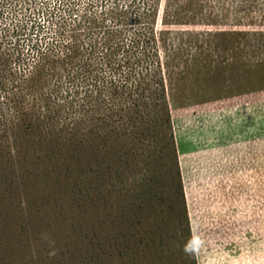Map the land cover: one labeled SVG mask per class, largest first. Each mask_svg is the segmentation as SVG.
Instances as JSON below:
<instances>
[{
    "label": "trees",
    "instance_id": "obj_1",
    "mask_svg": "<svg viewBox=\"0 0 264 264\" xmlns=\"http://www.w3.org/2000/svg\"><path fill=\"white\" fill-rule=\"evenodd\" d=\"M10 1L15 0H0V18ZM126 1L114 0L99 10L91 1L79 12L75 0H57L37 12L51 19V31L44 30L35 11L27 16L30 6L22 8V20L1 24L0 172H21L32 159L55 165L63 154L79 163L88 158L105 163L115 175L123 212L119 245L135 254L157 245L169 254L162 264H196L155 33L161 0ZM164 20L260 28L264 0H164ZM200 35L206 42L207 34ZM257 36L238 33L224 51L252 54L248 65L257 61L263 69L264 40L258 46ZM197 50V56L207 53ZM159 195L166 219L145 238L137 231L138 221L142 211L160 205ZM96 244L104 251L105 242ZM97 252L92 263L101 258Z\"/></svg>",
    "mask_w": 264,
    "mask_h": 264
},
{
    "label": "rangeland",
    "instance_id": "obj_2",
    "mask_svg": "<svg viewBox=\"0 0 264 264\" xmlns=\"http://www.w3.org/2000/svg\"><path fill=\"white\" fill-rule=\"evenodd\" d=\"M15 1L4 7L0 26L22 20V8L30 6L27 16L35 11L51 31V19L37 12L57 0ZM91 1L99 10L114 0H75V8L80 12ZM163 4L155 33L195 263L264 264V68H257V61L248 65L252 54L224 51L238 33H258L259 46L264 27L167 24ZM200 34H207L206 42ZM198 46L207 53L197 56ZM174 63L177 68H171ZM63 155L55 165L32 159L21 172H0V264L168 262L160 246L135 254L119 245L123 212L113 171L100 161L79 163ZM159 199L138 221L145 238L166 216L163 195ZM97 240L106 243L104 251ZM95 250L101 258L92 263Z\"/></svg>",
    "mask_w": 264,
    "mask_h": 264
}]
</instances>
